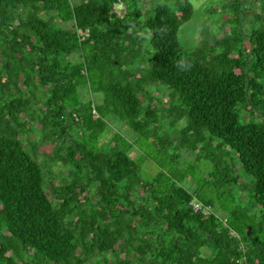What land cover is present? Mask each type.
Segmentation results:
<instances>
[{"label": "trees", "instance_id": "obj_1", "mask_svg": "<svg viewBox=\"0 0 264 264\" xmlns=\"http://www.w3.org/2000/svg\"><path fill=\"white\" fill-rule=\"evenodd\" d=\"M169 1L0 0V264H264V9L245 35L234 0L231 31L189 50L194 6ZM113 118L198 151L225 190L143 168L124 134L107 136ZM166 118L187 119L179 141L157 135ZM37 130L66 180L47 177Z\"/></svg>", "mask_w": 264, "mask_h": 264}, {"label": "rangeland", "instance_id": "obj_2", "mask_svg": "<svg viewBox=\"0 0 264 264\" xmlns=\"http://www.w3.org/2000/svg\"><path fill=\"white\" fill-rule=\"evenodd\" d=\"M190 1L194 6V14L190 20L182 24L179 31V38L184 48L192 50L202 46L204 42L209 46L211 43L215 42L216 39L223 37L231 31L230 25L233 26L234 21L230 22L229 20L234 18L236 13L235 6L233 5L234 0ZM164 2L165 0H147L146 8L152 10L154 6ZM169 2H173V0ZM239 7L242 13L244 12L243 10H246L242 21L245 25L244 33L246 35L250 32L252 26L257 25L253 17V12L262 11V9H264V0H242ZM115 10L117 13L122 14L125 11V7L120 5L117 6ZM210 33L215 34L209 36ZM243 44H246V41L241 45L238 43V47L244 49ZM150 90L155 97L161 98L164 103H169V90L167 87L151 86ZM82 93L85 97L91 95L89 91L88 93L87 91H83ZM154 103L159 107L162 106V103L159 102L157 98H155ZM244 115L247 118L250 117L248 112H245ZM169 120L170 118L165 119L166 124H162V128L157 135L163 136L165 141L166 139L169 142L179 141L178 139L181 136L180 133L187 124V119H181L175 125L169 124ZM110 129L107 136L118 131L132 142L129 153L133 158L138 159L140 164L143 165V168L150 169L155 166L159 167L160 164H162L165 169L178 177L186 173L187 170H190L191 174L189 176L188 174L186 175L184 184L192 190L197 188V186H201L203 190L202 193H206L205 189H211L212 195L210 196L213 197L214 200H217L218 194H221L225 190V187L219 186L218 184L211 185V179L207 178L206 175L211 170L212 165L210 161H207L208 163L204 160L198 162V151L191 150L185 146L182 148V146L173 145V143H167L166 145V142H159V139L155 142L154 139L139 136V134L132 131L127 124L117 118L110 119ZM40 130L31 133V139L34 140V143L39 148L37 157L39 161L44 164L47 177H52L57 183L62 182V180H66L71 176L69 173L70 169L62 160L54 159L53 143L51 140H42V133ZM178 154L181 158H177V156H179ZM178 159L180 163H178ZM224 198L225 197H223V200ZM243 201L246 202V198H243ZM205 253H210V251L205 250Z\"/></svg>", "mask_w": 264, "mask_h": 264}, {"label": "built area", "instance_id": "obj_3", "mask_svg": "<svg viewBox=\"0 0 264 264\" xmlns=\"http://www.w3.org/2000/svg\"><path fill=\"white\" fill-rule=\"evenodd\" d=\"M124 6V3L123 1L117 3L115 6H114V10L117 9V6ZM125 7V6H124ZM191 206L193 207V209L195 211H202L204 214H208L212 211V206L211 205H207V204H204L203 202L197 200V199H194L192 202H191ZM229 264H247V262L244 260V258H235L233 259Z\"/></svg>", "mask_w": 264, "mask_h": 264}]
</instances>
